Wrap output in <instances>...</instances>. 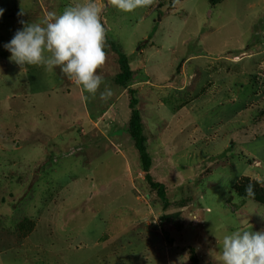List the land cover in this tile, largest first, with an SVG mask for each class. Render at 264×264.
<instances>
[{"label": "rangeland", "instance_id": "obj_1", "mask_svg": "<svg viewBox=\"0 0 264 264\" xmlns=\"http://www.w3.org/2000/svg\"><path fill=\"white\" fill-rule=\"evenodd\" d=\"M81 2L0 0V264H194L192 252L221 264L225 234L264 229V0H152L131 13L96 0L107 102L3 47L19 20ZM131 89L167 201L128 131Z\"/></svg>", "mask_w": 264, "mask_h": 264}, {"label": "clouds", "instance_id": "obj_2", "mask_svg": "<svg viewBox=\"0 0 264 264\" xmlns=\"http://www.w3.org/2000/svg\"><path fill=\"white\" fill-rule=\"evenodd\" d=\"M111 3L120 11L131 13L149 6L152 0H111ZM5 11L0 7V18ZM101 16L102 9L96 0H82L59 15L48 13L38 22L21 19L18 22L22 27L3 47L19 66H41L46 72L59 68L89 97L95 99L99 94V100L107 102L113 90L97 71L106 61V31ZM102 85L103 91L100 90ZM245 192L252 197V185ZM220 252L221 264H264V229L237 228L225 234Z\"/></svg>", "mask_w": 264, "mask_h": 264}, {"label": "trees", "instance_id": "obj_3", "mask_svg": "<svg viewBox=\"0 0 264 264\" xmlns=\"http://www.w3.org/2000/svg\"><path fill=\"white\" fill-rule=\"evenodd\" d=\"M177 0H170V3L176 2ZM119 53V63L121 67V72L117 77V82L120 86L127 87L129 82L133 79V69L130 64V58L124 52ZM130 98V109H131V119L129 124V133L134 139L135 146L140 154L143 170L146 173V179L149 182L152 189H154L161 199L167 201L166 187L163 183L153 179L150 169L152 166V158L148 153L147 147V137L143 131V121L142 113L138 108L139 100L136 97V91L131 89ZM191 260L194 264H201L199 258L195 252L191 254Z\"/></svg>", "mask_w": 264, "mask_h": 264}]
</instances>
